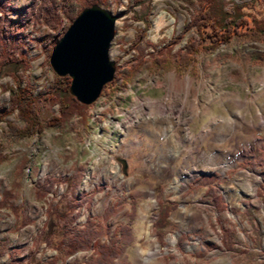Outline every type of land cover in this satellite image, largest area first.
Listing matches in <instances>:
<instances>
[{
  "label": "rangeland",
  "instance_id": "rangeland-1",
  "mask_svg": "<svg viewBox=\"0 0 264 264\" xmlns=\"http://www.w3.org/2000/svg\"><path fill=\"white\" fill-rule=\"evenodd\" d=\"M121 1L105 5L117 15L109 49L116 78L87 103V124L73 115L63 126L13 137L8 122L23 125L16 112L0 121V144L9 156L0 161V198L4 189L14 193L0 202V264H47L54 256L55 264H84L96 257L89 248L61 262L64 257L55 249L72 187L87 194L76 225L91 220L108 244L118 241L119 227L129 226L131 239L124 234L118 241L125 243L124 251L113 264H218L221 258L222 264H264V30L253 23L254 17L264 19V0H234L244 4L248 23L216 47H211L210 26L201 34L189 28L173 50L192 40V59L162 67L149 54L187 25L199 8L197 0H150L147 6ZM224 1L229 9L232 0ZM148 6L150 26L142 32ZM28 30L36 39L59 33L37 24ZM134 43L144 47L145 61L128 81L127 70L136 61ZM45 47L29 43V68L15 78L0 76V106H7L9 86L28 81L38 92L53 82L57 73ZM37 108L41 120L59 113L58 105L46 100ZM76 172L83 173L78 186ZM44 175L59 180L40 197L38 181ZM249 180L255 196L245 188ZM111 206L119 210L109 215L105 210ZM163 207L168 208L166 226L157 229ZM201 209L208 216L203 222ZM222 229L234 230L232 248L222 244ZM155 243L157 260L142 262L136 250ZM13 247L21 249L19 255H9Z\"/></svg>",
  "mask_w": 264,
  "mask_h": 264
},
{
  "label": "trees",
  "instance_id": "trees-1",
  "mask_svg": "<svg viewBox=\"0 0 264 264\" xmlns=\"http://www.w3.org/2000/svg\"><path fill=\"white\" fill-rule=\"evenodd\" d=\"M77 1H81L78 6ZM115 3H121V0H112ZM131 6L145 5L150 3V0H127ZM190 2L191 0H184ZM232 5L229 9L225 8L224 0H197L199 6L197 12L190 18L187 25L179 32L174 34L166 43L155 49V52L149 54L159 66L177 62L180 65L192 59V54L196 50L194 41L187 40L185 49L179 48L173 50L185 35L189 28H194L197 33L201 34L205 26H210L213 31V42L211 47H216L220 43H226L230 40L232 33L237 31L241 25L248 23V18L243 11L244 4L242 2L232 0ZM98 3L106 5L108 0H34L28 5L13 7L10 0H0V76L4 73L15 78L18 77V72H22L29 68L30 51L29 43L44 44V52L48 57L55 42L62 36L68 25L76 17V15L86 6ZM150 6L141 19L144 27L141 30L144 32L150 26ZM15 13L14 16L10 14ZM65 22L63 23V21ZM253 23L259 31L264 30V19L253 18ZM44 25L54 32H59L50 40V37L45 35L42 38L36 39L31 36V31L28 27L31 25ZM156 46L153 43H149ZM135 49L136 54L133 59L135 64L127 70L126 80L140 70V65L145 61L144 47L138 43L131 46ZM114 78L116 75L114 73ZM71 77L69 75L55 74L54 80L42 91H36V86L28 81L24 85H18L15 88L11 86L7 106H0V121L5 120L8 114L16 112L18 118L23 122L22 126L8 122V132L13 137H25L33 134H40L46 126H63L71 119L73 115H78L79 120L83 124L88 122L87 107L88 105L79 102L77 98L70 93L69 86ZM108 83V82H107ZM105 83V84H107ZM104 84V85H105ZM103 85V86H104ZM6 89V88H5ZM40 100L49 101L52 104L58 105V114H51L45 120H41L37 103ZM9 156L3 152L0 144V161H4ZM76 180H82L83 173L76 172ZM208 176H203L201 180H206ZM212 177V176H210ZM59 180L58 177L52 175H44L42 180L38 181L39 190L37 194L40 197L46 196L53 185ZM207 182V181H206ZM77 188V187H76ZM71 188L70 197L66 200L67 210L63 217L62 235L57 240L55 249L63 255L64 260L80 250L92 248L96 257L84 264H113L114 260L119 258L123 251L125 243L118 244L121 237L125 234L128 240L131 239L129 226L119 227L121 235L117 242L110 244L102 242L101 238L104 235L103 230L94 226L91 220H86L82 225H76V219L79 215L81 206L87 201L86 192L79 194L78 188ZM92 194V193H91ZM14 197L13 189H4L1 193L0 202L5 203ZM118 207V206H117ZM117 207L107 208V214L112 215L119 209ZM49 211L53 209L52 204L48 207ZM168 208L163 207L159 211L157 220L154 226L157 229H162L166 226ZM222 244L226 248H232L236 242V234L234 230L222 229ZM21 252L19 247H13L9 251L10 256H17ZM58 257L54 256L49 259L47 264H55ZM65 264V263H63Z\"/></svg>",
  "mask_w": 264,
  "mask_h": 264
},
{
  "label": "water",
  "instance_id": "water-1",
  "mask_svg": "<svg viewBox=\"0 0 264 264\" xmlns=\"http://www.w3.org/2000/svg\"><path fill=\"white\" fill-rule=\"evenodd\" d=\"M117 15L104 4L84 7L55 42L49 56L58 75H69L70 93L91 103L114 77L116 63L109 56Z\"/></svg>",
  "mask_w": 264,
  "mask_h": 264
},
{
  "label": "bare ground",
  "instance_id": "bare-ground-1",
  "mask_svg": "<svg viewBox=\"0 0 264 264\" xmlns=\"http://www.w3.org/2000/svg\"><path fill=\"white\" fill-rule=\"evenodd\" d=\"M109 56H110V54H109ZM241 185H243V184H241ZM245 185H246L245 188L247 190H249L250 193L253 196H255L256 189L254 188L253 183L249 180V181L246 182ZM152 194H153V192H152ZM152 202L155 203V200L152 199ZM99 206H101V205H99ZM198 217L200 218V222H203L204 220H206L208 218L207 213L203 209L200 210V214H199ZM193 218L195 219V217H193ZM140 228L141 229L139 231V237H143V235H144V232H143L144 226H143V224L140 225ZM145 234H146V237H147L146 239H148L149 242H150V240H152V235H151L150 231L147 230L145 232ZM176 239L177 238H173V237L172 238H169V240H170L171 243H174L176 241ZM149 244H151V243H149ZM158 247H159V244L158 243H155L154 245H151L150 246V249H148V250L147 249L144 250L143 248L139 247L136 250V254H137V256H139V258H143L144 261H142V262H144V263H148L149 261H156L157 260V256H158ZM222 263H223V258H221L219 260L218 264H222Z\"/></svg>",
  "mask_w": 264,
  "mask_h": 264
}]
</instances>
